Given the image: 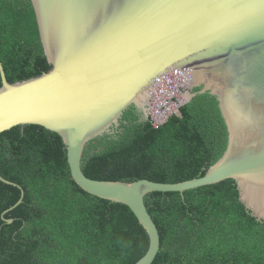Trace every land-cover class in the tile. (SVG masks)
Here are the masks:
<instances>
[{
  "label": "water",
  "instance_id": "water-1",
  "mask_svg": "<svg viewBox=\"0 0 264 264\" xmlns=\"http://www.w3.org/2000/svg\"><path fill=\"white\" fill-rule=\"evenodd\" d=\"M52 69L10 84L0 62V134L36 125L67 146L73 180L85 192L127 206L150 247L161 236L146 206L150 193H181L237 182L240 201L264 222V0H32ZM216 96L228 128L224 156L183 183L100 181L82 171L86 143L135 105L156 128L193 89ZM0 181L24 189L0 174ZM22 201L18 203L21 204ZM13 210V209H11ZM9 224L13 220H6Z\"/></svg>",
  "mask_w": 264,
  "mask_h": 264
},
{
  "label": "trees",
  "instance_id": "trees-1",
  "mask_svg": "<svg viewBox=\"0 0 264 264\" xmlns=\"http://www.w3.org/2000/svg\"><path fill=\"white\" fill-rule=\"evenodd\" d=\"M0 62L10 84L53 68L32 0H0ZM202 90L160 129L128 107L118 126L86 143L84 174L125 183L203 177L226 153L229 133L217 97ZM0 174L24 189L22 197L0 181V264H136L147 254L150 238L133 212L73 180L58 134L36 125L0 134ZM145 202L161 236L153 264H264V222L240 201L235 180L150 193Z\"/></svg>",
  "mask_w": 264,
  "mask_h": 264
},
{
  "label": "built area",
  "instance_id": "built-area-1",
  "mask_svg": "<svg viewBox=\"0 0 264 264\" xmlns=\"http://www.w3.org/2000/svg\"><path fill=\"white\" fill-rule=\"evenodd\" d=\"M188 103V102H187ZM187 103H185V104H187ZM185 104H183V105H181V106H179V107H177V110L179 111V113H180V109L185 105ZM174 115H176L174 112H171V114L168 116V118L161 124V125H159L158 127H154L155 129H160V128H162L164 125H166L167 124V122L169 121V119L171 118V117H173ZM151 122V121H150ZM152 123V122H151ZM153 125V124H152Z\"/></svg>",
  "mask_w": 264,
  "mask_h": 264
},
{
  "label": "flooded vegetation",
  "instance_id": "flooded-vegetation-1",
  "mask_svg": "<svg viewBox=\"0 0 264 264\" xmlns=\"http://www.w3.org/2000/svg\"><path fill=\"white\" fill-rule=\"evenodd\" d=\"M118 125H119V123L117 122L114 126H118ZM112 126H113V125H112ZM112 126H111V127H112ZM111 127H110V128H111Z\"/></svg>",
  "mask_w": 264,
  "mask_h": 264
}]
</instances>
